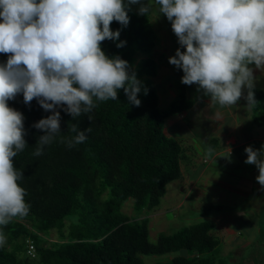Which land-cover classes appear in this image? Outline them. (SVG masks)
Here are the masks:
<instances>
[{"label": "trees", "instance_id": "trees-1", "mask_svg": "<svg viewBox=\"0 0 264 264\" xmlns=\"http://www.w3.org/2000/svg\"><path fill=\"white\" fill-rule=\"evenodd\" d=\"M128 16L126 27L115 21L110 25L120 30L124 46L117 48L119 41L105 40L101 48L106 55H119L135 70L142 82L139 107L129 103L121 89L117 100L95 101L97 106L88 114L91 119L81 115L74 120L58 109L61 133L35 156L43 132L32 125L50 113L35 99L26 105L22 94L8 101L24 116L27 146L14 158V166L23 172L19 183L30 209L27 216L0 226L6 237V245H0V264H144L141 255L181 250L186 253L155 264H225L211 220L149 240V219L141 214L159 206L167 185L183 178L182 163L189 158L184 146L165 133L164 124L168 117L189 109L194 100L183 84L172 83L177 86L176 97L160 106L153 78L164 55L157 56L156 31L146 15L131 8ZM6 60L7 55L0 53V63ZM252 91L253 124L262 127L264 90ZM71 123L91 131L83 143L69 148L61 137L74 135L69 131ZM215 141L212 138L209 145ZM130 198L135 217L122 211ZM71 216L76 220L66 227Z\"/></svg>", "mask_w": 264, "mask_h": 264}, {"label": "clouds", "instance_id": "clouds-1", "mask_svg": "<svg viewBox=\"0 0 264 264\" xmlns=\"http://www.w3.org/2000/svg\"><path fill=\"white\" fill-rule=\"evenodd\" d=\"M155 4L157 18H167L180 46L168 62L182 70L181 82L196 85L221 107L237 105L242 98L253 106L254 71L264 67V0ZM132 5H139L141 15L152 14L144 0H0V53L7 55L0 63V226L27 216L30 209L19 183L23 172L14 166V158L27 146L24 116L8 101L22 94L26 105L35 99L50 113L32 125L43 132L35 156L61 133L58 109L74 120L81 115L91 119L95 101L117 100L121 89L129 103L140 106L142 82L133 67L101 48L105 40L119 41L120 30L110 25L115 21L126 27ZM68 127L74 135L61 140L69 148L83 143L91 131L77 123ZM244 151V162L258 169L255 179L264 189V144ZM5 242L0 232V245Z\"/></svg>", "mask_w": 264, "mask_h": 264}, {"label": "crops", "instance_id": "crops-1", "mask_svg": "<svg viewBox=\"0 0 264 264\" xmlns=\"http://www.w3.org/2000/svg\"><path fill=\"white\" fill-rule=\"evenodd\" d=\"M165 64L164 62L159 68L157 75L153 78L154 81L158 79ZM257 74H261V72H257ZM176 94L177 86L169 82L159 96H163L169 104L174 100ZM201 101L202 104L199 106H196L194 101L192 106L183 113L168 117L164 126L172 127L175 122L184 125L183 119L188 118V112L196 107L197 111L203 115L201 120L203 126L197 124L198 119H194L193 124H190L191 128L195 126L199 130L201 133L199 136L206 139L207 142L206 152L211 149L214 152V157L203 156L205 150L202 144L204 142L199 143V147H196L194 142L183 141L187 147H184L186 154H191L192 158L182 165L183 178L176 181L173 190L177 192L178 190L183 191L185 188L186 194L192 192L202 202L205 200L210 204L218 200L231 205L237 204L238 201H247L242 206H238L235 211L223 212L220 209L211 218L202 216L204 217L202 220H211L215 223L214 234L218 237L219 244L238 242L264 246V189L255 179L258 169L254 165L244 162L247 158V153L244 151L246 146L250 145L259 149L264 144V126L258 127L253 124L252 108L248 107L247 101L243 98L241 105L224 107L213 104L207 96L202 97ZM227 118H229V122H227ZM237 118H240V122L237 121ZM166 127L164 128L165 133L178 140L176 136L179 133L175 130L167 131ZM212 138H216V141L213 145H209ZM214 196H216L215 201L209 200ZM235 200L237 201L235 202ZM223 218H227L226 221L223 222ZM228 219L231 221H227ZM255 255L254 260H257Z\"/></svg>", "mask_w": 264, "mask_h": 264}, {"label": "rangeland", "instance_id": "rangeland-1", "mask_svg": "<svg viewBox=\"0 0 264 264\" xmlns=\"http://www.w3.org/2000/svg\"><path fill=\"white\" fill-rule=\"evenodd\" d=\"M145 3H148L151 5L152 8V14L148 15L149 22L151 26L155 29L157 34V43L155 50L157 51V56L160 57V54L164 55L163 60L166 64L164 65L165 68H162L158 75V79L155 81L156 88L161 94V92L164 90V88L167 86V84L174 83L176 85L183 84L181 82V77L183 75V72L181 69L176 68L174 65H171L168 62V57L175 55V50L177 47H180L177 42V38L175 34L172 31L171 24L167 20V18L161 14L157 18L156 9L158 8V5L155 4V0H144ZM132 10L138 13L139 5H132ZM139 14V13H138ZM141 15V14H139ZM181 51H183V48H181ZM162 58V57H161ZM164 64V63H162ZM257 72H261V74H257ZM255 81H254V88H261L264 90V67L261 69H257L256 72ZM187 96L195 101L196 106H199L202 104V97H205L201 92L197 91L196 85H185L183 84ZM252 89V90H253ZM160 97V106L166 107L167 102L163 98V96ZM173 101V100H172ZM171 101V102H172ZM244 102V101H242ZM167 103V104H166ZM241 100L238 102L237 105H241ZM242 111V110H240ZM245 112V111H244ZM190 118V119H189ZM198 119L199 121L197 124L200 126H203V122L201 121L203 119L202 113H199L197 111V108H193L190 112H188V118L183 119V124H180L179 122H175L172 127H166L167 131H177L179 133L178 141L181 142V144L186 147V144L184 142H190L195 143L196 147H199V143L204 142L203 149L205 150L207 142L206 139L201 138L199 135L201 134L199 130L194 126L191 128V123L193 124V120ZM244 120V119H243ZM237 121L240 122V118H237ZM245 121V120H244ZM227 122H229V118H227ZM166 124V123H165ZM208 125H210L208 123ZM196 131V132H195ZM195 132V133H194ZM198 136V138H197ZM177 139V138H176ZM193 139V140H192ZM204 139V140H202ZM203 156H206L208 158L214 157V152L211 151V153L206 152V150L203 153ZM189 158H192L191 154H188ZM188 158V159H189ZM187 162V160H186ZM185 161L182 163L184 164ZM207 164V163H206ZM197 177V176H196ZM176 184L175 182H171L166 187V193L161 198L159 206H157L152 211H143L141 214V217L143 215H146L149 219L148 223V229H149V240L151 242H155L158 235L161 233L170 234L175 231H177L179 228L190 225L192 223L201 221L204 217H212L216 211H220L222 209L223 212L229 211H235L238 209V206H242L245 201H238L237 204L231 205L230 203L224 204L222 200H218L216 202H213V204H210L208 202H202L200 198L195 196L194 193L188 192L189 194L185 193V188H183V191H177L175 192L173 190L174 186ZM181 189V188H180ZM108 191L104 194V197L108 196ZM216 196L213 198H209V200L215 201ZM254 200V199H252ZM237 200H235L236 202ZM184 202V204H183ZM133 204V200L130 198L128 199L123 207L122 211L126 213L129 217H135L136 213L133 210V207L131 208V205ZM184 206L180 207L178 206ZM200 206H196V205ZM229 204V205H227ZM204 216V217H202ZM227 218H223V222L226 221ZM76 217L71 216L66 219V227L70 223V221H75ZM231 221V220H227ZM234 222H236L234 220ZM238 224V222H237ZM55 236V235H54ZM6 245V242L4 243ZM264 246L260 245H248L238 242H232L230 244H219V251H220V257L225 260V264H264ZM186 252L181 251H174L170 253H165L161 255H141L142 261L144 264H155L156 262H165L171 260L176 255H183ZM256 254V255H255ZM254 255L256 256L257 260H254ZM259 257V258H258Z\"/></svg>", "mask_w": 264, "mask_h": 264}, {"label": "built area", "instance_id": "built-area-1", "mask_svg": "<svg viewBox=\"0 0 264 264\" xmlns=\"http://www.w3.org/2000/svg\"><path fill=\"white\" fill-rule=\"evenodd\" d=\"M32 249H33V246H32V244H30V245H29V248H28V252L31 253Z\"/></svg>", "mask_w": 264, "mask_h": 264}]
</instances>
